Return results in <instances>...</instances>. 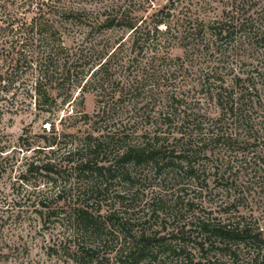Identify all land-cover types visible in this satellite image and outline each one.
<instances>
[{
    "label": "trees",
    "instance_id": "16d2710c",
    "mask_svg": "<svg viewBox=\"0 0 264 264\" xmlns=\"http://www.w3.org/2000/svg\"><path fill=\"white\" fill-rule=\"evenodd\" d=\"M149 1L0 0V97L18 83L49 115L16 180L46 184L24 207L66 227L72 264H264V3L205 23ZM111 27L133 38L127 65Z\"/></svg>",
    "mask_w": 264,
    "mask_h": 264
},
{
    "label": "rangeland",
    "instance_id": "374dc122",
    "mask_svg": "<svg viewBox=\"0 0 264 264\" xmlns=\"http://www.w3.org/2000/svg\"><path fill=\"white\" fill-rule=\"evenodd\" d=\"M124 1L96 0V5L94 4L92 7H94V10L99 11L101 5L109 3V9H111V5L120 4L122 5L121 11L125 10L127 13L130 8L129 4L123 3ZM164 1L156 0L155 2V0H150L149 2H152V4L147 7L146 13L150 12L153 3L156 5L155 8H157ZM247 1L251 3L250 5L264 3V0ZM176 2L172 9L177 17L182 14L185 17L192 15V17L198 18L205 23L219 18L227 21L229 17H234L238 21V18L235 15H231L227 9L226 0H176ZM187 8L189 11L185 10ZM224 12H229L230 16L225 17ZM235 24L236 22L233 19V25ZM128 33V29L122 27H111L107 30L109 52H112V49H115L118 43L122 42V46L117 50L118 52L116 51L113 54H116V64L118 65H127L133 56L129 52L133 38L128 36ZM76 37L77 35L73 40L72 47L77 43L79 44L80 40H83V35H79L78 41H76ZM181 54L182 50L179 48L170 50L171 57H178ZM243 60L242 63H236L231 59L229 63L234 68V74L237 73L242 79H244L245 75H241V72L246 74L248 67L244 71H239L242 67L240 65L245 62L249 63V61H246V57ZM249 60L255 61L253 58ZM255 64L254 62L253 65ZM231 75L226 77L227 83H230ZM28 84L30 85L31 83L29 82ZM17 85L18 83L10 88V92L2 93L3 95L0 97V150L2 151L0 157V264H72L66 256L63 243L60 244L63 235L67 234L66 227L64 225H43V220L34 213L33 208L24 207L25 204L23 202L26 201L24 199L29 197L33 184H46V182L43 180L40 182V179H36L35 174L28 176L29 183L26 185H22L20 181L16 182L21 172L25 169L27 159L33 155L25 151L27 144H31L33 141L42 142L41 136L47 133L42 132L40 129L43 123L42 118L49 116L48 114L41 116V113L37 111L35 106L36 95L34 93L29 92V95L26 96V87H18ZM261 86V84H258L257 88L261 90ZM76 93L77 90L74 94ZM30 94L31 97H29ZM55 94L56 91L52 93V95ZM95 101L94 92L84 94V111L92 114L97 108ZM70 109L71 106L65 104L60 111L55 112L51 116L53 118L52 121L54 120L53 122L57 125L62 116L63 118L68 116ZM49 123L50 121L46 122V124ZM69 123V120L61 122L65 127ZM57 127L60 129V125ZM5 157H7V160H2ZM44 186L43 188L40 185L33 190H35L34 192L39 190L45 192L47 185ZM29 204L26 201V205ZM116 258L118 257H115L110 252L109 264H119Z\"/></svg>",
    "mask_w": 264,
    "mask_h": 264
}]
</instances>
